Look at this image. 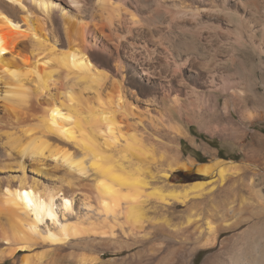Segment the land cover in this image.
<instances>
[{
    "label": "bare ground",
    "instance_id": "obj_1",
    "mask_svg": "<svg viewBox=\"0 0 264 264\" xmlns=\"http://www.w3.org/2000/svg\"><path fill=\"white\" fill-rule=\"evenodd\" d=\"M216 2L227 10L232 0H0V264H48L51 249L93 234L82 220L71 222L81 191L95 207L82 200L77 211L83 209L84 217L97 213L104 221L121 216L133 237L143 230L142 205L148 200L185 203L187 195L147 190L137 162L148 151L139 137L123 131L130 125L118 114L132 108L133 77L158 90L162 101L170 100L171 75L157 71V56L165 51L177 69L190 65L194 36L179 41V19L198 20L203 6ZM233 3L242 8L247 1ZM96 43L123 55L115 53L109 64L95 62ZM171 130L175 137L183 134ZM133 163L128 170L126 164ZM235 165L216 160L196 169L223 178ZM91 175L93 182H85ZM231 229L210 227L201 246H216ZM247 249L242 260L230 263L264 264L262 252ZM95 261L83 255L78 264Z\"/></svg>",
    "mask_w": 264,
    "mask_h": 264
},
{
    "label": "rangeland",
    "instance_id": "obj_2",
    "mask_svg": "<svg viewBox=\"0 0 264 264\" xmlns=\"http://www.w3.org/2000/svg\"><path fill=\"white\" fill-rule=\"evenodd\" d=\"M244 1L239 8L232 0L227 10L218 2L207 3L198 20L186 17L181 23L179 19L178 26L184 25L176 31L179 41L194 36L198 54L193 50L190 65L177 69L162 49L156 66L162 75H171L170 100H177L176 104L162 101L158 90L146 89L133 77L130 80L137 87L128 95L132 108L118 114V119L124 117V126L130 125L123 131L139 137L148 151L137 162L147 190L187 195L185 203L174 206L148 200L142 205L143 230L133 237L121 216L104 221L97 213L84 217L83 209L77 211L82 200L94 205L91 196L81 191L76 195L80 203L72 205L71 222L82 220L84 228L95 231L51 249L48 264H78L83 255L95 258L94 264H231L242 260L246 248L264 254V0ZM98 43L91 49L95 62L109 64L115 53L123 55L121 49ZM172 128L183 134L175 137ZM115 151L112 155L117 159ZM216 160L236 165L223 178L216 172L207 177L197 173V163ZM126 166L134 169L135 163ZM93 180L91 175L85 182ZM196 183L203 186L191 190ZM226 224L233 229L216 246H201L210 227L219 230Z\"/></svg>",
    "mask_w": 264,
    "mask_h": 264
},
{
    "label": "water",
    "instance_id": "obj_3",
    "mask_svg": "<svg viewBox=\"0 0 264 264\" xmlns=\"http://www.w3.org/2000/svg\"><path fill=\"white\" fill-rule=\"evenodd\" d=\"M196 165H202L201 163H197Z\"/></svg>",
    "mask_w": 264,
    "mask_h": 264
},
{
    "label": "trees",
    "instance_id": "obj_4",
    "mask_svg": "<svg viewBox=\"0 0 264 264\" xmlns=\"http://www.w3.org/2000/svg\"><path fill=\"white\" fill-rule=\"evenodd\" d=\"M263 133H264V130H263Z\"/></svg>",
    "mask_w": 264,
    "mask_h": 264
}]
</instances>
